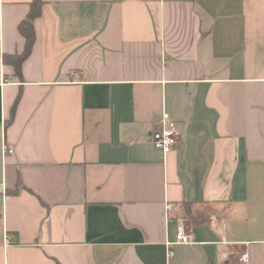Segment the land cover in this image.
<instances>
[{"label": "crops", "instance_id": "1", "mask_svg": "<svg viewBox=\"0 0 264 264\" xmlns=\"http://www.w3.org/2000/svg\"><path fill=\"white\" fill-rule=\"evenodd\" d=\"M41 1L18 79L0 0V264H264V0Z\"/></svg>", "mask_w": 264, "mask_h": 264}, {"label": "built area", "instance_id": "2", "mask_svg": "<svg viewBox=\"0 0 264 264\" xmlns=\"http://www.w3.org/2000/svg\"><path fill=\"white\" fill-rule=\"evenodd\" d=\"M179 133L174 129L173 124L167 114L161 117V127L152 134V144L159 149L163 154L171 152L178 144ZM3 154H12L13 150L7 145L2 146ZM193 242L192 236L186 231L185 227L178 223L176 227V235L174 244L186 245ZM170 245V244H167ZM172 253L170 252V256ZM241 262H246V254L239 259Z\"/></svg>", "mask_w": 264, "mask_h": 264}, {"label": "trees", "instance_id": "3", "mask_svg": "<svg viewBox=\"0 0 264 264\" xmlns=\"http://www.w3.org/2000/svg\"><path fill=\"white\" fill-rule=\"evenodd\" d=\"M43 2L41 0H32L30 11L27 17L19 24L18 31L25 39V48L20 55L6 56L4 61L11 64L15 70V76L21 78V64L28 57L33 46L35 35L33 29L34 20L40 15Z\"/></svg>", "mask_w": 264, "mask_h": 264}]
</instances>
